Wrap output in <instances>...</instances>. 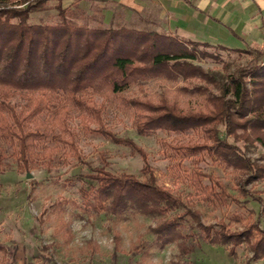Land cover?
Segmentation results:
<instances>
[{"label":"trees","instance_id":"16d2710c","mask_svg":"<svg viewBox=\"0 0 264 264\" xmlns=\"http://www.w3.org/2000/svg\"><path fill=\"white\" fill-rule=\"evenodd\" d=\"M10 1L0 0V192L1 173L10 166L9 148L17 170L25 173L41 166L50 168L51 163L64 161L70 155L82 159L79 129L73 124L76 118H80L79 127L85 133L128 145L145 158L136 141L118 135L108 126L105 113L109 105L131 119L140 135L162 130L177 135L193 133L205 139L161 143L165 157L175 169L184 171L185 182L209 205L224 207L233 198L225 183L201 167H187L183 163L186 158L198 163L207 155H217L226 166L240 172L237 175L243 186L263 175L264 168L246 156L243 146L228 139H243L245 148L248 143L264 146V45L230 48L218 44L230 51L255 55L246 66L227 76L220 95L206 86L183 85L172 96L159 95L158 100H153L149 94H138L134 87L159 77L175 82L181 77L184 81L199 77L217 82L191 62L198 56L199 45L214 44L127 26L77 24L64 17L67 8L63 0L58 3L60 21L32 22L31 12L46 0H18L21 6L10 5ZM169 38L178 39L184 48L173 50ZM204 53L207 52L203 50ZM220 125L224 127L223 137ZM97 170L88 174L96 183L80 187V202L63 197L43 209L46 218L54 215L59 219L58 231H64V242L73 238L64 214L71 204L90 215L104 213L120 219L139 214L156 218L157 223L149 226L152 241L140 238L133 246L134 253L144 257L153 248L164 249L174 243L178 252L173 264H185L183 258L194 252L203 238L211 244H230L232 256L237 255L239 245L247 242L253 259L264 258V226L260 218L243 231H231L223 220L219 226L205 224L198 211H180L184 207L182 194L156 183L152 176L140 180L129 173ZM31 181L33 190L37 181ZM254 198L261 203V198ZM187 225H196L198 233L192 228L186 232ZM114 240L115 249L120 251L121 234L115 232ZM16 250L17 246L0 242V264H12Z\"/></svg>","mask_w":264,"mask_h":264},{"label":"rangeland","instance_id":"374dc122","mask_svg":"<svg viewBox=\"0 0 264 264\" xmlns=\"http://www.w3.org/2000/svg\"><path fill=\"white\" fill-rule=\"evenodd\" d=\"M58 3L59 0H46L40 8L31 12V21L38 23L60 21L62 17ZM9 4L22 5L18 0H11ZM64 17L89 27L102 26L95 18L83 15L81 9L77 7L67 8ZM123 26L131 27V24ZM131 28L148 32L153 29L151 26ZM169 39L173 43L171 45L173 50L184 48V44L178 39ZM148 43L147 40L145 45ZM203 50L207 53L202 54ZM197 55L191 62L199 65L217 82H209L199 77H192L190 81H184L181 77L175 82L159 77L143 82L140 88L135 86L134 90L138 94H149L153 100H158L156 97L159 95L172 96L171 94L183 85L190 88L194 85L206 86L212 93L220 95L224 92L221 88L227 76L237 68L246 66L255 56L251 52L230 51L217 43L212 46L199 45ZM105 119L108 126L118 135L136 141L144 151L145 158L128 145L112 142L100 135L85 133L79 127L80 118H76L73 124L79 129L82 159L70 155L64 161L60 159L54 164L51 163L50 168L41 166L32 170L29 177L27 173L17 170L11 155L12 149H8L10 166L1 173L0 242L17 246L15 261L12 264H173L178 252L174 243L168 244L164 249L153 248L145 257L142 253H134L133 246L140 238L148 242L154 238L149 226L156 224L157 219L152 216L127 214L118 219L104 213L90 215L68 204L64 214L69 221L73 238L69 243L63 241L64 231H58L59 219L54 215L46 218L43 209L63 197L80 202V187L96 183L88 174L98 172V168L119 175L133 174L140 180H149V176H152L156 183L182 194L184 207L180 211L187 208L198 211L200 220L205 224L219 226L223 220L231 231H243L260 218L264 226V171H261L263 175L259 179L245 182L243 186L237 175L240 172L226 166L227 164L217 155H207V158L197 161L198 163L186 158L183 163L187 167H201L203 171L214 174L219 181L226 184L233 199L224 207H214L194 194L183 178L184 171L175 169L173 163L165 157L161 143L162 140L176 143L178 140L200 142L205 139L193 136V133L177 135L162 130L152 135H140L132 125L131 119L118 112L112 105L108 106ZM220 128L223 137L224 127L220 125ZM228 141L243 146L246 156L264 168L263 145L248 143L245 148V141L237 140L233 136H230ZM207 142L215 144L213 140ZM242 176L244 180L245 174ZM31 179L37 181L33 190ZM254 196L261 198V203L255 200ZM235 215L239 216L238 220ZM191 228L198 233L196 225H187L186 232ZM115 232L120 233L123 239L120 251L115 249ZM199 242L200 246L183 258L185 264H264V258L253 259L252 250L247 242L239 245L236 256L229 254L230 244H211L203 238H200Z\"/></svg>","mask_w":264,"mask_h":264},{"label":"crops","instance_id":"0c3cea01","mask_svg":"<svg viewBox=\"0 0 264 264\" xmlns=\"http://www.w3.org/2000/svg\"><path fill=\"white\" fill-rule=\"evenodd\" d=\"M99 25H130L230 48L264 45V0H63ZM91 27V26H90ZM130 27V28H131ZM143 30V29H140Z\"/></svg>","mask_w":264,"mask_h":264},{"label":"water","instance_id":"95a60500","mask_svg":"<svg viewBox=\"0 0 264 264\" xmlns=\"http://www.w3.org/2000/svg\"><path fill=\"white\" fill-rule=\"evenodd\" d=\"M27 174H28V176L30 177L32 173H31V172H29V173H27Z\"/></svg>","mask_w":264,"mask_h":264}]
</instances>
